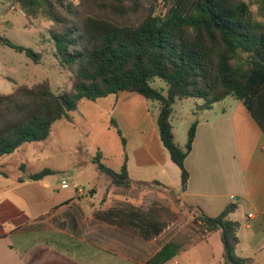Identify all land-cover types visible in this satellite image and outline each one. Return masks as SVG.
Returning <instances> with one entry per match:
<instances>
[{
  "label": "trees",
  "instance_id": "trees-1",
  "mask_svg": "<svg viewBox=\"0 0 264 264\" xmlns=\"http://www.w3.org/2000/svg\"><path fill=\"white\" fill-rule=\"evenodd\" d=\"M3 1L18 5L33 20L50 23L47 33L61 66L70 70V86L55 94L43 82L0 94V158L46 141L53 125L68 120L79 102L119 92L157 104L159 138L180 171L182 192L197 123L190 126L185 146H178L170 122L177 101H200L199 110L228 97L240 101L264 134V0H254L263 20L251 9L252 0ZM2 44L24 52L34 63L40 61L41 54L29 48L5 39ZM153 79L164 82L166 89L153 88ZM110 124L116 128L114 120ZM93 164L112 185H131L126 163L117 172L98 155ZM51 174L43 170L27 179ZM233 210L229 205L216 217L196 213L194 224L202 235L220 233L226 264H245L235 253L239 226L228 218ZM179 250L176 242H169L147 264H164Z\"/></svg>",
  "mask_w": 264,
  "mask_h": 264
},
{
  "label": "crops",
  "instance_id": "crops-1",
  "mask_svg": "<svg viewBox=\"0 0 264 264\" xmlns=\"http://www.w3.org/2000/svg\"><path fill=\"white\" fill-rule=\"evenodd\" d=\"M114 99V111L126 118L131 112L127 125L137 141L120 161L131 185L116 187L98 171L106 177L99 189L92 181L98 173L84 171L78 182L85 186L71 192L70 185L61 189L65 180H28L37 172L23 166L0 169V264H147L173 241L180 250L164 264H226L220 233L203 236L194 218L216 217L229 205L228 218L239 226L236 256L264 264V134L243 104L228 97L199 110L201 102L193 100L194 110L181 119L189 124L182 147L197 123L182 192L180 171L159 138L157 104L130 92ZM132 102L141 105L142 122L134 119ZM197 113L203 115L193 120Z\"/></svg>",
  "mask_w": 264,
  "mask_h": 264
},
{
  "label": "rangeland",
  "instance_id": "rangeland-1",
  "mask_svg": "<svg viewBox=\"0 0 264 264\" xmlns=\"http://www.w3.org/2000/svg\"><path fill=\"white\" fill-rule=\"evenodd\" d=\"M77 2V0H71ZM253 1L251 9L257 16L260 14L258 4ZM20 7L14 3L0 1V94H8L15 86H32L46 82L50 90L57 94L70 86V70L61 66L59 58L55 55L54 45L47 29L50 23L33 20L22 14ZM259 19L263 20L259 16ZM3 39L12 44L29 48L41 54L38 63L32 62L24 52H18L4 46ZM5 76L6 78H3ZM151 86L155 89H166V84L160 79H153ZM114 96L89 102L81 101L74 111L68 114V120L57 121L46 141L27 144L13 154L0 158V169L4 171L38 172L52 171L48 175L53 182L65 180L70 185L69 191L74 188H83V183L78 182L82 172L96 171L98 176L92 180L99 189L104 188L106 177L98 172L93 160L101 157V162L107 167L120 171L123 150L130 152L137 145L130 126L131 112L128 118L120 112L114 111ZM134 119L142 122L141 105H135ZM194 101L191 99L178 101L173 105V114L170 118L171 125L175 128L176 144L180 147V140L185 136L189 124L181 119L189 110H194ZM155 113V111H154ZM203 113H197L193 120H199ZM114 120L116 128L110 125ZM130 125V123H129ZM126 146L122 149V137ZM175 141V138H174ZM177 171V167L173 166Z\"/></svg>",
  "mask_w": 264,
  "mask_h": 264
},
{
  "label": "built area",
  "instance_id": "built-area-1",
  "mask_svg": "<svg viewBox=\"0 0 264 264\" xmlns=\"http://www.w3.org/2000/svg\"><path fill=\"white\" fill-rule=\"evenodd\" d=\"M60 187H61V189H68L69 188V185H68V183L66 181H63L61 183ZM203 236H205V235H203Z\"/></svg>",
  "mask_w": 264,
  "mask_h": 264
}]
</instances>
